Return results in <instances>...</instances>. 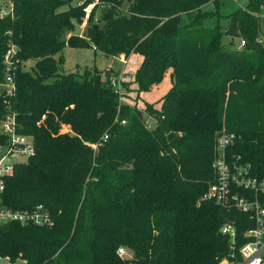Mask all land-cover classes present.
<instances>
[{"label":"trees","instance_id":"obj_1","mask_svg":"<svg viewBox=\"0 0 264 264\" xmlns=\"http://www.w3.org/2000/svg\"><path fill=\"white\" fill-rule=\"evenodd\" d=\"M78 1L63 8L66 0H12L0 16V86L8 74L16 84L13 95L0 88V127L14 117L36 148L6 178L4 200L44 204L55 216L52 227L5 226L0 255L26 264H125L117 250L126 246L138 264H217L231 244L222 226L236 224L238 246L251 226L246 213L204 199L216 179L217 134L237 133L231 151L264 174V0L213 28L203 26L212 17L203 7L219 0H110L97 20L92 8L83 35L76 23L95 0ZM235 38L246 40L244 49ZM13 46L18 62L8 71ZM67 46L141 56L126 97L139 98L168 73L172 87L160 107L122 103L113 73L61 71L57 55ZM23 62H34V73Z\"/></svg>","mask_w":264,"mask_h":264},{"label":"built area","instance_id":"obj_2","mask_svg":"<svg viewBox=\"0 0 264 264\" xmlns=\"http://www.w3.org/2000/svg\"><path fill=\"white\" fill-rule=\"evenodd\" d=\"M98 2L99 0H96V3ZM96 3L86 6L83 28L86 27L92 8ZM261 17L264 26V12ZM257 41L263 42L264 39L261 36ZM245 46L244 38H239L237 44L234 45L238 50L244 49ZM14 53V50H11L7 57L8 71L14 69L15 63L18 62V60H12ZM118 58L124 64H128L131 60V57L128 58L125 54ZM132 64L137 65V61L133 60ZM127 77L129 76L124 71L113 74L111 77V85L120 98L124 82L129 81ZM2 87L7 95L15 93L16 84L13 75L8 74ZM150 121L153 122L151 118ZM125 122L123 121V123ZM147 123L149 125L148 121ZM149 126L151 127V125ZM61 130L72 133L71 126L67 124H63ZM0 131L8 137L6 143H0V151L6 147L0 162V232L10 223L32 224L41 227L54 226L55 216L44 204L30 208H15L5 202L6 178L13 174L16 164L34 156L36 148L33 136L19 133L16 120L12 116H8L2 121ZM238 137L237 133L226 130L217 134L216 154L213 162L216 179L210 185L204 199L212 200L225 208H235L246 213L249 215L251 226L244 232L245 241L240 246H238L236 224L226 222L222 226L221 231L230 238L231 244L229 252L221 257L217 264H264V174L252 163L244 160L240 154L231 151ZM117 253L125 260V264H138L136 257L126 246H120ZM0 261L6 262L0 264H26L22 258L12 259L2 255H0Z\"/></svg>","mask_w":264,"mask_h":264},{"label":"rangeland","instance_id":"obj_3","mask_svg":"<svg viewBox=\"0 0 264 264\" xmlns=\"http://www.w3.org/2000/svg\"><path fill=\"white\" fill-rule=\"evenodd\" d=\"M117 2L118 0H113ZM79 2L78 0H66L65 3H63V8H68L71 6H74ZM250 0H219V3L211 2L209 4H206L203 7V10L205 12L212 13V17H209L205 20L203 26L205 28H213L217 23L218 19L219 22L224 26L226 25V21L223 18V16H227L233 11L237 10L240 7L246 6ZM81 3V1L79 2ZM96 3V0L93 2ZM108 4H110V0H99L98 3H96L94 6H97L94 10V20H97L102 16V9L105 8ZM129 3L127 1L124 2L123 7L127 8ZM93 6V8H94ZM12 11V0H0V16H5L9 14ZM264 12V9H263ZM220 17V18H219ZM222 17V19H221ZM218 18V19H217ZM83 21L81 23H76V33L83 35L85 28H83ZM187 22V18H184V23ZM230 40L229 36H224V44H227ZM239 41V38H235V44ZM234 44V45H235ZM11 50H15V46L11 47L10 50L6 52L5 62L8 60V55ZM62 56L65 63L62 68V72L65 74L69 73H75V72H82L84 73L87 69L90 70H98L101 72L102 76L105 77L106 73H120L121 71L127 72L128 76L127 80L128 82L133 80L135 71L137 67H139L142 63V57L138 55H133L131 57V60L128 64H124L118 57H109L106 56L104 53H102L97 48H85V49H77L73 47H66L63 49L62 52H60L57 55V58ZM136 60L138 62V65H133L132 61ZM23 69L26 71H30L34 73L33 68L35 67L34 62H23ZM172 79L170 73H168L164 79L156 86H154L151 90L142 92L140 97H137V94L135 92H128L127 97L124 96V90H127L126 86L123 85L122 87V96L120 98V101L123 102H129L131 104H135L136 102L140 107H143L146 102L154 104L156 107H160L163 97L169 92L170 88L172 87ZM132 88H136V85H131ZM2 88V85L0 86ZM145 120L149 122V125L153 128L154 122L150 121V118L145 115ZM2 132H6L5 130H1ZM93 148H96L95 145H93ZM5 149L0 151V162L5 154ZM0 263H6L0 261Z\"/></svg>","mask_w":264,"mask_h":264}]
</instances>
